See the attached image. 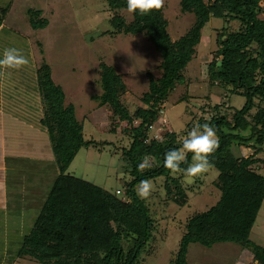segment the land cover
Instances as JSON below:
<instances>
[{"label":"trees","instance_id":"16d2710c","mask_svg":"<svg viewBox=\"0 0 264 264\" xmlns=\"http://www.w3.org/2000/svg\"><path fill=\"white\" fill-rule=\"evenodd\" d=\"M107 2L111 9H126V0ZM182 5L185 10H193L196 19L190 30L175 41L168 32L162 8L145 16L132 14L130 23L124 17L113 21L126 34H145L161 53L163 70L160 78L150 77V90L142 97L144 105L131 114L121 102L116 69L101 65L103 93L93 98L113 109L117 123L124 126L130 138L121 151L122 168L131 177L124 192L112 191L68 171L81 149L97 142L85 138L76 106L66 104L65 90L53 79L52 66L43 57L37 70L44 105L41 122L52 144L58 174L15 258L30 257L42 264H140L159 221L152 216L147 201L137 197L135 189L140 180L164 177L166 197L186 205L189 188L179 174L173 176L162 166L164 154L180 147L181 138L195 124L207 122L219 137V147L209 160L219 171L214 183L221 196L215 205L188 219L169 264H190L188 252L193 243L211 248L221 242L250 250L255 260L264 264V246L251 238L264 204V175L252 169L254 165L260 167L256 156L264 151V0H182ZM27 14L34 29L49 25L40 9L30 7ZM212 18H223L228 25L216 29L217 51L207 63L206 75L224 94H241L246 102L237 108L224 95L219 102L202 109L197 123L190 122L182 132H166L156 138L151 126L160 122L174 88L186 82L183 72L194 59L204 39V27ZM235 21L239 25L231 24ZM235 144L251 152L237 155ZM145 156L152 167L137 171ZM188 163L191 154L182 167Z\"/></svg>","mask_w":264,"mask_h":264},{"label":"rangeland","instance_id":"374dc122","mask_svg":"<svg viewBox=\"0 0 264 264\" xmlns=\"http://www.w3.org/2000/svg\"><path fill=\"white\" fill-rule=\"evenodd\" d=\"M30 7L40 9L42 16L49 19L47 27L34 29L30 25L26 13ZM162 16L174 41L185 35L196 19L193 10L183 8L182 0H165ZM115 17H124L127 23L133 20V15L126 9H111L107 0H0V18L8 22L3 31H20L24 35L5 33L2 39L20 49L23 54L33 55L35 52L38 60L41 58L40 51L42 53L44 50L43 54L53 68L56 83L61 84L65 90L66 104L73 103L76 106L77 117L84 124L85 138L97 142L83 147L68 171L112 191L120 189L124 192L126 182L131 177L122 168L121 151L123 146L130 143V138L124 126L117 123L118 116L113 109L109 105L99 104L93 98L103 93L100 84L101 65L105 63L116 69L120 76V99L131 114H135L144 105L142 97L150 90V77L160 78L163 70L161 53L150 39L145 34L124 33L114 26ZM235 22L237 24H231L239 25L238 21ZM227 25L223 18H212L204 27V39L197 46L194 59L183 72L186 82L174 88L161 113L160 122L153 129L154 134L161 137L166 132H182L190 122L197 123L202 109L206 110L210 104L219 102L224 95L237 108L245 104L246 98L243 95L224 94L218 86L211 84L206 75L207 63L217 51L216 29ZM36 39L42 43V48V45L35 43ZM34 76L35 71L29 78ZM17 92L22 99H32L29 90L23 87ZM25 134L18 137L20 145L27 143ZM41 143H46V140ZM43 146V154L48 157L46 145ZM234 146L237 155L247 156L251 152L245 146ZM21 149L25 152L28 150L26 146ZM50 151L53 156V149ZM256 157L261 161L260 167L254 165L252 169L264 175V151ZM21 168V175L27 179L24 181L32 184L28 180L31 175L29 167L22 164ZM218 174L219 171L212 168L200 182L186 184L189 197L184 206L166 197L164 177L152 180L154 191L147 204L152 216L159 222L152 240L143 251L140 264L170 263L179 248L188 219L209 209L220 199V190L214 183ZM51 185L52 182L46 190H50ZM31 216L30 213L26 215L25 231L33 225L29 219ZM2 230L6 234H0V237H4L7 242L0 245L5 250L0 252V264H42L30 257L15 258V251L22 238L20 242L11 243L16 241L15 234L18 232L14 223L7 220L6 227H0V232ZM251 238L264 246V204ZM188 261L190 264H259L250 250L232 242L216 243L211 248L193 243L189 247Z\"/></svg>","mask_w":264,"mask_h":264},{"label":"crops","instance_id":"0c3cea01","mask_svg":"<svg viewBox=\"0 0 264 264\" xmlns=\"http://www.w3.org/2000/svg\"><path fill=\"white\" fill-rule=\"evenodd\" d=\"M7 23V20H2L0 25V56L5 48L12 47L7 40L2 39V34H18L24 37L20 31H3ZM36 40L37 45H42L38 39ZM24 55L30 61L27 66L0 73V227H6L7 220L14 223L18 232L15 234L16 241L11 243L20 242L24 234L28 232V230L25 231L26 215L30 213L32 216L29 219L34 222L47 196L45 191L49 192L46 189L58 174L54 154L51 156L52 144L41 122L44 105L37 82V70L43 57L47 60V56L41 51L39 60L36 59L35 52L33 55L31 53ZM31 69L35 71L34 78H29L33 72ZM27 78L32 81L28 82ZM22 87L29 90V97L32 98L29 101L19 97L17 90ZM24 133H26L27 143L20 145L18 137ZM43 139L46 143L42 144ZM44 144L48 150V157L43 154ZM25 146L29 150H26L27 153L21 149ZM20 164L29 167L31 175L28 180L32 184L24 181L27 179L21 175ZM13 198L15 200L12 201ZM4 233L6 234L4 230L0 232L1 235ZM3 238L0 237V245L7 242ZM3 250L0 248V252ZM16 252L17 249L14 256Z\"/></svg>","mask_w":264,"mask_h":264},{"label":"clouds","instance_id":"9594fccd","mask_svg":"<svg viewBox=\"0 0 264 264\" xmlns=\"http://www.w3.org/2000/svg\"><path fill=\"white\" fill-rule=\"evenodd\" d=\"M165 0H126V10L129 14L145 16L153 11H159ZM30 63L20 49L5 48L0 56V73L19 70ZM219 147V137L216 130L209 123L195 124L186 136L181 138L180 147L171 149L164 154L163 167L173 176L179 174L185 184H192L197 179H204L214 167L209 157ZM191 154V163L187 167L182 165L188 162ZM150 158L145 156L137 165V171L143 172L151 168ZM140 200L147 201L154 191V183L150 179L139 181L135 189Z\"/></svg>","mask_w":264,"mask_h":264},{"label":"built area","instance_id":"2783aa9c","mask_svg":"<svg viewBox=\"0 0 264 264\" xmlns=\"http://www.w3.org/2000/svg\"><path fill=\"white\" fill-rule=\"evenodd\" d=\"M154 127H155V126H151V128H153V129H154ZM154 136H155L156 138H161L160 135H158L157 133L154 134Z\"/></svg>","mask_w":264,"mask_h":264}]
</instances>
